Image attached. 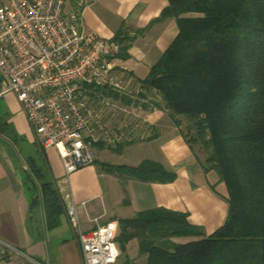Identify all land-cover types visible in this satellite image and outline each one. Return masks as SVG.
<instances>
[{"label":"trees","instance_id":"trees-1","mask_svg":"<svg viewBox=\"0 0 264 264\" xmlns=\"http://www.w3.org/2000/svg\"><path fill=\"white\" fill-rule=\"evenodd\" d=\"M167 1L157 20L174 18L178 33L143 87L158 96L153 105L167 112L203 172L225 185L228 212L208 236L188 213L164 208L118 219L121 254L135 241L144 264H264V0ZM115 40L121 43L120 33ZM127 48L118 56L127 57ZM20 141L1 117L0 143L16 150ZM24 164L29 209L42 208L46 228L55 229L65 215L55 183L33 159ZM104 168L121 180L176 178L150 160Z\"/></svg>","mask_w":264,"mask_h":264},{"label":"crops","instance_id":"crops-1","mask_svg":"<svg viewBox=\"0 0 264 264\" xmlns=\"http://www.w3.org/2000/svg\"><path fill=\"white\" fill-rule=\"evenodd\" d=\"M3 1L0 0V6ZM167 7V0H68L65 12L80 13L81 29L85 34L115 39L120 33L119 43L121 47H128L127 57H117L115 70L137 87L143 85L151 68L178 33L174 18L157 20ZM146 97L152 102L159 101L151 91L146 92ZM0 101L5 109L1 117H7L8 124L23 140L16 150L10 143H0V214L7 221L3 224L7 228L3 236L10 234L11 222L16 221L26 251L18 249L28 261L81 264L79 248L66 216H61L58 227L48 230L42 208L29 209L23 190L27 170L24 160L28 158L47 168L57 190L71 195L78 206L83 231L93 229L96 224L131 218L137 212L155 208L188 213L194 224L202 226L206 236L225 222L228 212L225 185L214 171L203 172L180 130L163 109L155 107L148 113L149 137L146 140L115 150L98 147L95 163L70 174L67 184L63 185L65 172L58 154L54 149L41 152L36 147L15 96L1 95ZM31 147L35 155L29 153ZM145 160L157 162L175 173V180L166 184L121 180L104 168L105 165L136 167ZM27 222L31 223L30 231ZM50 235L57 240L54 250L48 248Z\"/></svg>","mask_w":264,"mask_h":264},{"label":"built area","instance_id":"built-area-1","mask_svg":"<svg viewBox=\"0 0 264 264\" xmlns=\"http://www.w3.org/2000/svg\"><path fill=\"white\" fill-rule=\"evenodd\" d=\"M67 1L7 0L0 6V96H15L39 151H56L63 185L95 163L98 147L115 150L146 140L147 115L155 109L143 85L115 70L120 43L85 34L80 13L65 12ZM60 191L81 264H131L120 261L117 221L83 231L77 204ZM15 255L26 258L0 239V264H17Z\"/></svg>","mask_w":264,"mask_h":264},{"label":"rangeland","instance_id":"rangeland-1","mask_svg":"<svg viewBox=\"0 0 264 264\" xmlns=\"http://www.w3.org/2000/svg\"><path fill=\"white\" fill-rule=\"evenodd\" d=\"M6 3H7V0H4L2 5H5ZM153 99H154V97H153ZM155 100H157V99H155ZM4 113H5L4 105L0 101V117L3 116ZM182 129H184V126H182ZM19 147H20V144L18 143V148ZM29 153H31L32 155H35L34 147L30 148ZM5 222H7V221H5L3 219V217L1 216V214H0V237L5 239L6 241H8L18 251H19V249H22V250L24 249L25 250L26 246H25V243H24L23 234H22L21 230L18 228V223L16 221L15 222H11L12 223L11 224L12 227H11L10 231H8L10 234L7 235V236H5V235L3 236V234H6V232H4V229H7V228L3 227L4 226L3 224ZM30 227H31V223L27 222V230L30 231ZM200 227H202V226H200ZM202 230H203V228H202ZM203 233L205 235V231L204 230H203ZM55 238L56 237L54 235L53 236L50 235L49 246H48L49 249L54 250L55 242L57 241ZM191 239H196V238H183V239H179L178 241L179 242L180 241L181 242H185V241H188V240H191ZM14 257H15L14 260H15V262L17 264H32L26 258H24L22 255H15ZM126 260H131L135 264H144V258L143 257H138V255H137V243L135 241H132V242H130L127 245V247H126V256L124 255V253L121 254L120 261L124 262Z\"/></svg>","mask_w":264,"mask_h":264}]
</instances>
